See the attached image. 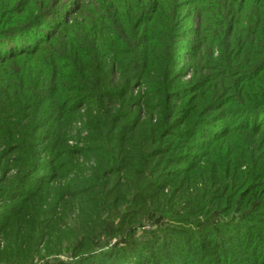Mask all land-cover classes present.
<instances>
[{
	"label": "rangeland",
	"instance_id": "rangeland-1",
	"mask_svg": "<svg viewBox=\"0 0 264 264\" xmlns=\"http://www.w3.org/2000/svg\"><path fill=\"white\" fill-rule=\"evenodd\" d=\"M154 2L0 0V264H264V0Z\"/></svg>",
	"mask_w": 264,
	"mask_h": 264
},
{
	"label": "trees",
	"instance_id": "trees-1",
	"mask_svg": "<svg viewBox=\"0 0 264 264\" xmlns=\"http://www.w3.org/2000/svg\"><path fill=\"white\" fill-rule=\"evenodd\" d=\"M155 2H154V8H153V10H152V17L151 18H149V20H147V21H151L152 20V22L154 23V25H158V30H155V32H156V35H158V36H156L155 37V41H160V39H169V37L171 36V34L173 33V31H174V29H175V26L173 25V19L172 18H174V16L176 15V14H174L173 15V13H172V17H171V19L169 20V17L165 20V21H161L160 19H161V17H160V9H162V6L166 3V0H154ZM171 1V0H170ZM98 4V3H97ZM168 5V7L166 8V9H168V10H172L173 11V9H174V7H175V4L172 2V5L171 4H167ZM162 12V11H161ZM232 12H227V13H225V16L227 17V15H230L231 17H232ZM142 19V18H141ZM143 20V19H142ZM142 25H144V23L142 24ZM146 29V28H145ZM172 31V32H171ZM143 37H145V36H143ZM154 39V38H153ZM233 43L235 44V41H233ZM234 47V45L232 44V48ZM89 61V60H88ZM88 61L87 62H84V61H82V60H80L79 62H82V63H84V64H86V65H88ZM262 63H264V55H263V57L261 58V60H260ZM103 67V65L101 64V63H98V64H96L95 65V71L93 72L92 71V73H93V76H99L100 75V73H101V68ZM87 71V69H85V68H82V69H76V71H75V78H77L78 80H84V79H88L85 75H84V73L82 72H80V71ZM86 73V72H85ZM225 75H227L226 73L223 75V76H225ZM108 84H109V82H107V85H105V86H103V88L102 89H104L105 88V90H107L108 89ZM102 89H100L99 91L101 92V90ZM104 92H106V93H108V91H104ZM257 108V106H255L254 107V109H256Z\"/></svg>",
	"mask_w": 264,
	"mask_h": 264
}]
</instances>
